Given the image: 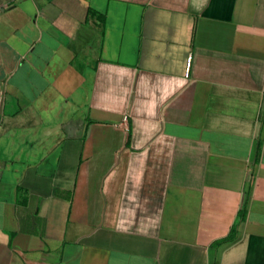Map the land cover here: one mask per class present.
<instances>
[{
	"label": "crops",
	"instance_id": "0c3cea01",
	"mask_svg": "<svg viewBox=\"0 0 264 264\" xmlns=\"http://www.w3.org/2000/svg\"><path fill=\"white\" fill-rule=\"evenodd\" d=\"M0 264H264V0H0Z\"/></svg>",
	"mask_w": 264,
	"mask_h": 264
},
{
	"label": "trees",
	"instance_id": "16d2710c",
	"mask_svg": "<svg viewBox=\"0 0 264 264\" xmlns=\"http://www.w3.org/2000/svg\"><path fill=\"white\" fill-rule=\"evenodd\" d=\"M88 16H89V18H95L96 20H98L100 23H104V17L103 16H101V15H99V14H97L96 12H94V11H92V10H89L88 11ZM247 199H245V205L244 206H246V204H247V201H246Z\"/></svg>",
	"mask_w": 264,
	"mask_h": 264
}]
</instances>
